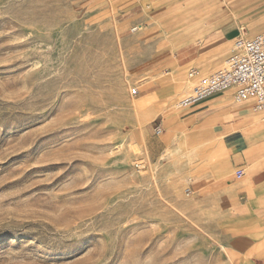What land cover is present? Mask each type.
<instances>
[{
  "label": "rangeland",
  "instance_id": "obj_1",
  "mask_svg": "<svg viewBox=\"0 0 264 264\" xmlns=\"http://www.w3.org/2000/svg\"><path fill=\"white\" fill-rule=\"evenodd\" d=\"M163 11L0 0V264H264L217 141L178 124L194 84L141 72Z\"/></svg>",
  "mask_w": 264,
  "mask_h": 264
},
{
  "label": "crops",
  "instance_id": "obj_2",
  "mask_svg": "<svg viewBox=\"0 0 264 264\" xmlns=\"http://www.w3.org/2000/svg\"><path fill=\"white\" fill-rule=\"evenodd\" d=\"M152 1L164 9L159 15L164 29L157 32L159 50L154 56H160L141 69L143 75L163 70L194 84L224 65L235 37L264 29V0ZM191 69L197 78L188 77ZM163 81L158 93L169 97L180 93L171 77ZM179 116L181 126L194 127L217 141L223 151L220 168L233 176L229 188L239 201L237 214L251 217L247 227H264V113L254 111L251 101L234 102L229 89L181 109ZM237 170L242 172L240 178L235 176Z\"/></svg>",
  "mask_w": 264,
  "mask_h": 264
},
{
  "label": "built area",
  "instance_id": "obj_3",
  "mask_svg": "<svg viewBox=\"0 0 264 264\" xmlns=\"http://www.w3.org/2000/svg\"><path fill=\"white\" fill-rule=\"evenodd\" d=\"M197 74L195 69H191L188 77L194 79ZM229 89L233 90L234 102L251 101L254 111L264 113V29L252 36L239 34L235 37L224 65L196 79L188 94L178 101L177 107H190ZM137 92L136 88L131 89L132 94ZM157 131H161L160 127ZM235 176L240 178L242 172L235 171Z\"/></svg>",
  "mask_w": 264,
  "mask_h": 264
}]
</instances>
